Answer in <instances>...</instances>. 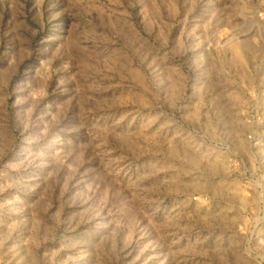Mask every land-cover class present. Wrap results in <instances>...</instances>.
Segmentation results:
<instances>
[{
    "label": "rangeland",
    "instance_id": "374dc122",
    "mask_svg": "<svg viewBox=\"0 0 264 264\" xmlns=\"http://www.w3.org/2000/svg\"><path fill=\"white\" fill-rule=\"evenodd\" d=\"M0 264H264V0H0Z\"/></svg>",
    "mask_w": 264,
    "mask_h": 264
},
{
    "label": "built area",
    "instance_id": "2783aa9c",
    "mask_svg": "<svg viewBox=\"0 0 264 264\" xmlns=\"http://www.w3.org/2000/svg\"><path fill=\"white\" fill-rule=\"evenodd\" d=\"M251 112L253 113L252 123L259 125L261 123V115H260L259 111L252 109ZM247 139L250 140V142H252L254 140V136L252 134H249L247 136ZM254 144H256V143H254Z\"/></svg>",
    "mask_w": 264,
    "mask_h": 264
}]
</instances>
